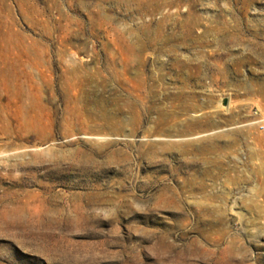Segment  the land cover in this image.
<instances>
[{
    "label": "rangeland",
    "instance_id": "rangeland-1",
    "mask_svg": "<svg viewBox=\"0 0 264 264\" xmlns=\"http://www.w3.org/2000/svg\"><path fill=\"white\" fill-rule=\"evenodd\" d=\"M263 127L264 0H0V264H264Z\"/></svg>",
    "mask_w": 264,
    "mask_h": 264
},
{
    "label": "bare ground",
    "instance_id": "bare-ground-1",
    "mask_svg": "<svg viewBox=\"0 0 264 264\" xmlns=\"http://www.w3.org/2000/svg\"><path fill=\"white\" fill-rule=\"evenodd\" d=\"M261 58V57H260Z\"/></svg>",
    "mask_w": 264,
    "mask_h": 264
},
{
    "label": "built area",
    "instance_id": "built-area-1",
    "mask_svg": "<svg viewBox=\"0 0 264 264\" xmlns=\"http://www.w3.org/2000/svg\"><path fill=\"white\" fill-rule=\"evenodd\" d=\"M264 128V127H263Z\"/></svg>",
    "mask_w": 264,
    "mask_h": 264
}]
</instances>
